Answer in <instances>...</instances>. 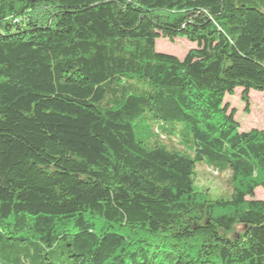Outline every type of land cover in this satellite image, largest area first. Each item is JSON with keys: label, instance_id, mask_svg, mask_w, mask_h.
<instances>
[{"label": "trees", "instance_id": "obj_1", "mask_svg": "<svg viewBox=\"0 0 264 264\" xmlns=\"http://www.w3.org/2000/svg\"><path fill=\"white\" fill-rule=\"evenodd\" d=\"M260 1L0 0V264H264Z\"/></svg>", "mask_w": 264, "mask_h": 264}, {"label": "rangeland", "instance_id": "obj_2", "mask_svg": "<svg viewBox=\"0 0 264 264\" xmlns=\"http://www.w3.org/2000/svg\"><path fill=\"white\" fill-rule=\"evenodd\" d=\"M260 8L264 11V0L260 1ZM196 47L195 43L185 38H178L171 42L165 38L156 41V49L159 52L173 54L183 59L187 52ZM242 89L238 88L233 96L228 95L226 101L237 111L236 118L241 124V130L247 131L253 128L264 129V92L252 90L249 93L250 101L248 110L246 103L241 98ZM229 173L218 175L210 160H203L196 167V184L200 188H207L214 196L230 198L234 188L228 182ZM255 198L264 200V186L255 191Z\"/></svg>", "mask_w": 264, "mask_h": 264}]
</instances>
